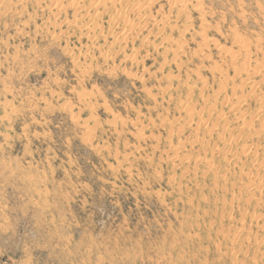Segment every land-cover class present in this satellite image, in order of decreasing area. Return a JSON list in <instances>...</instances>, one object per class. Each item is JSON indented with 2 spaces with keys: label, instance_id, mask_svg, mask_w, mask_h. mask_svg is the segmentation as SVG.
<instances>
[{
  "label": "rangeland",
  "instance_id": "obj_1",
  "mask_svg": "<svg viewBox=\"0 0 264 264\" xmlns=\"http://www.w3.org/2000/svg\"><path fill=\"white\" fill-rule=\"evenodd\" d=\"M0 264H264V0H0Z\"/></svg>",
  "mask_w": 264,
  "mask_h": 264
},
{
  "label": "bare ground",
  "instance_id": "obj_2",
  "mask_svg": "<svg viewBox=\"0 0 264 264\" xmlns=\"http://www.w3.org/2000/svg\"><path fill=\"white\" fill-rule=\"evenodd\" d=\"M84 1H85V0H84ZM145 1H146V0H145ZM155 1H156V0H155ZM112 2H115V1H112ZM118 2H119V1H118ZM137 3H138V2H137ZM137 3H136V4H137ZM146 3H147V2H146ZM111 5H112V4H111ZM111 5H110V6H111ZM131 6H132V5H131ZM142 6H143V5H142ZM149 6H150V5H149ZM114 7H115V6H114ZM133 7H134V6H133ZM139 8H140V7H139ZM139 8H138V9H139ZM141 8H142V7H141ZM118 10H119V9H118ZM131 10H132V9H131ZM77 11H78V10H77ZM134 11H135V10H134ZM75 13H76V12H75ZM138 13H139V12H138ZM117 15H119V14H117ZM123 16H124V14H123ZM114 18H115V17H114ZM121 18H122V17H121ZM138 18H139V17H138ZM139 19H140V18H139ZM142 20H143V19H142ZM125 21H126V20H125ZM143 21H144V20H143ZM113 22H114V21H113ZM110 23H111V22H110ZM120 23H121V22H120ZM144 23H145V21H144ZM154 23H155V21H154ZM154 23H153V24H154ZM123 24H124V23H123ZM129 24H130V23H128V16H127V22H125L124 26L126 27V26H128ZM143 26H144V24H143ZM129 27H130V25H129ZM129 27H126V28H123V29H128V30H129V29H132V28H133V25L131 26L132 28H131V27L129 28ZM94 36H95V35H94ZM95 39H96V38H95Z\"/></svg>",
  "mask_w": 264,
  "mask_h": 264
}]
</instances>
